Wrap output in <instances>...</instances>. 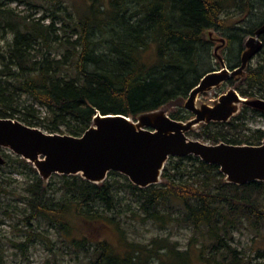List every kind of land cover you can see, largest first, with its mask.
<instances>
[{"label": "trees", "instance_id": "1", "mask_svg": "<svg viewBox=\"0 0 264 264\" xmlns=\"http://www.w3.org/2000/svg\"><path fill=\"white\" fill-rule=\"evenodd\" d=\"M254 6V0H90L86 11L75 18L67 7L61 13L52 9L46 26L31 21L15 31L7 62L0 68V118L73 136H80L97 112L134 119L164 108L171 118L185 121L190 115L183 108L184 99L200 77L213 70L203 67L215 57L211 48L215 42L207 32L223 35L219 52L227 46L232 53L227 58L219 55L227 67L231 59L237 66L244 36L252 35L264 16L244 29L236 23L227 25L223 14H247ZM57 21L69 28L68 38L56 34ZM3 22L14 26L8 19ZM261 41L263 48L264 33ZM50 42L65 46V52L52 57ZM239 79L228 83L242 96L264 98V62L247 65ZM33 104L44 108L43 116ZM249 110L243 105L228 121L202 124L188 135L210 144L257 145L264 130L243 133L246 119H252L256 109L248 115ZM0 151L5 159L0 169L10 167V172L20 174L25 169L30 175L21 218L26 231L21 241H12L23 255L37 243L52 249L51 236H57L67 254L88 260L84 264H193V250L205 264H260L231 242L233 232L242 228L255 236L264 230V181L227 183L218 166L187 155L169 157L161 182L145 188L115 171L100 183L64 174H53L44 182L26 160ZM4 183L0 178V211ZM129 200L136 202L134 214L142 221L160 227L184 225L195 235L185 249L165 238L149 243L131 239L124 218L133 212ZM95 225L102 229L96 230ZM252 259L264 260V248L256 249Z\"/></svg>", "mask_w": 264, "mask_h": 264}, {"label": "water", "instance_id": "2", "mask_svg": "<svg viewBox=\"0 0 264 264\" xmlns=\"http://www.w3.org/2000/svg\"><path fill=\"white\" fill-rule=\"evenodd\" d=\"M264 1V0H263ZM264 23L245 41L240 65L229 70L218 50V70L203 74L189 91L184 108L194 116L186 121L170 117L167 109L158 108L138 114L134 119L122 114L97 112L89 127L80 135L49 133L12 118H0V149L21 157L32 165L46 182L53 174L80 175L100 183L110 171L118 172L140 188L161 182L162 170L169 157L193 155L207 164L218 166L227 183L244 185L264 181V138L257 145L218 142L210 144L191 139L187 132L199 123L226 122L243 103L264 111V100L240 96L227 89L211 103H198L200 93L219 88L228 79L241 75L248 60L262 48L258 39ZM209 39L213 31H208ZM0 151V165L4 164Z\"/></svg>", "mask_w": 264, "mask_h": 264}, {"label": "rangeland", "instance_id": "3", "mask_svg": "<svg viewBox=\"0 0 264 264\" xmlns=\"http://www.w3.org/2000/svg\"><path fill=\"white\" fill-rule=\"evenodd\" d=\"M104 1V0H101ZM255 6L250 13L238 14L235 11L224 13L223 16H227V25L231 23H236L237 26L250 29L254 27L264 16V4L260 0H254ZM90 0H0L1 12L0 16V68H3L7 62L8 49L13 40L15 31L17 29H24L23 23H31V21H38L40 25L46 26L50 23L52 17L49 14L50 11L57 10L61 13V8L67 7L68 12H71L74 18L79 14H82L88 8ZM46 9H50L47 11ZM10 12L5 13V12ZM65 15V14H64ZM231 15V17H228ZM235 16V17H233ZM8 19L14 26H3L4 20ZM67 21V19H65ZM65 21V22H66ZM57 25L60 30H56V34L63 39L68 38L69 28L62 27L61 22L57 21ZM64 29V32L62 30ZM213 37L219 38V41H214L211 48L212 51L216 45L221 41L220 32L213 31ZM247 35L244 36L246 39ZM71 40H74L76 36H70ZM53 42H50V44ZM231 47H224L218 50V53L225 58L229 57L232 52H230ZM45 48H42V51ZM50 55L52 57H60L65 52V46H60L57 43L51 44ZM217 60V59H216ZM215 60V57H211L210 60H206L205 69H218L219 64ZM259 62H264V47L262 51L256 54L248 63L250 66H255ZM228 64L229 67H234L236 61L231 59ZM229 85H223L219 89H212L200 96H197L198 103L209 104L211 100L217 99V96L224 92ZM26 99V103L32 104L31 100L27 96L22 95ZM33 108L39 111V115H44V108H40L37 104H33ZM171 108V111H174ZM170 111V113H171ZM251 112H248V115ZM260 128L264 130V117L253 116L251 119H246V130L243 133L250 134L251 130ZM193 139V136L188 135ZM209 143V142H207ZM8 152V151H6ZM10 153V152H9ZM12 154V153H11ZM13 155V154H12ZM10 167L0 169V178L5 181V192H3V204L0 211V216L3 222L0 224V253L3 256L2 264H84L88 260L81 256L80 259L75 258L73 253L67 254L59 243V238L57 236H51V241L55 244L52 249L45 247L42 244L31 245L28 254L23 255V253L12 246V241H21L22 235H24V222L22 221V209L25 207L24 200V187L27 179L30 178L29 173L22 169V173H16L14 171L10 172ZM163 181V180H162ZM128 202V199H125ZM176 204V201L172 202ZM130 209L133 212H127L125 214V221L128 223L127 231L130 233V237L138 242L149 243L153 239L165 238L169 244L175 245L178 249H185L188 243L191 241L192 237L195 235L193 230L184 225H177L175 223L169 224L165 227H160L152 222H144L141 217L134 214L136 213V202L129 200ZM96 230H101L102 227L95 225ZM21 230V231H20ZM112 235V233H111ZM113 237V235H112ZM111 237V238H112ZM205 238L204 236H200ZM110 238V237H109ZM113 240V239H111ZM231 244L237 249H243L250 260L258 261L260 264H264L263 259H252L254 258L255 251L258 248H264V230L260 231L256 236L255 232L250 229H240L233 232V240ZM192 262L193 264H205L196 255V252H192ZM155 263V261H154Z\"/></svg>", "mask_w": 264, "mask_h": 264}, {"label": "flooded vegetation", "instance_id": "4", "mask_svg": "<svg viewBox=\"0 0 264 264\" xmlns=\"http://www.w3.org/2000/svg\"><path fill=\"white\" fill-rule=\"evenodd\" d=\"M248 36H250V35H248ZM262 42V41H261ZM226 65V64H225ZM240 65V63L237 65V66H235V67H238ZM248 65V64H247ZM226 67H227V65H226ZM235 67H233V68H235ZM247 67V66H246ZM245 67V68H246ZM219 68H220V66H219ZM218 68V69H219ZM229 70H231V69H233V68H229V67H227ZM218 69H213V70H218ZM210 71H212V70H210ZM244 71H245V69H244ZM244 71H243V73H244ZM242 73V74H243ZM205 74V73H204ZM242 74L241 75H239V76H237V77H234V78H230V79H235L236 81L235 82H239V81H241L239 78L242 76ZM230 79H228L225 83H223L219 88H221V87H223V85L225 86V85H229V86H227V87H229V88H231V89H234L240 96H242L235 88H234V86H232V85H230L229 83H228V81L230 80ZM235 82H233V83H235ZM219 88H217V89H219ZM228 88V89H229ZM227 90V89H226ZM225 90V91H226ZM224 91V92H225ZM224 92H222V93H224ZM203 93H205V92H203ZM222 93H220L219 95H221ZM202 93H200L198 96H200ZM219 95L217 96V98L219 97ZM245 97V96H244ZM187 98V97H186ZM185 98V99H186ZM247 98H249V99H261V100H264V98H261V97H247ZM185 99H184V101H185ZM215 100V99H214ZM184 101H183V104H184ZM211 101H213V100H211ZM211 103V102H210ZM243 105H245V104H243V103H241V104H239V107H238V111L235 113V114H237V113H239L240 111H241V108H242V106ZM183 108H184V106H183ZM185 109V108H184ZM249 109H251V110H255V109H253V108H250L249 107ZM186 110V109H185ZM251 110H249L250 112H251ZM186 111H188V110H186ZM189 112V111H188ZM169 114V113H168ZM234 114V115H235ZM189 115H190V117L188 118V119H190V118H192L194 115L191 113V112H189ZM233 115V116H234ZM260 116V117H264L263 115H264V111H260V110H255V116ZM232 117V116H231ZM173 119V118H172ZM187 119V120H188ZM186 121V120H185ZM211 122H213V121H211ZM210 123V122H209ZM202 124H208V123H199V125L197 126V128L195 129V131L196 130H198L199 128H200V126L202 125ZM257 129H260V128H257ZM191 131H193V130H191ZM190 132V131H189ZM189 132H187V136H188V133ZM189 137V136H188ZM190 138V137H189ZM192 139V138H191ZM195 140H197V139H195Z\"/></svg>", "mask_w": 264, "mask_h": 264}, {"label": "bare ground", "instance_id": "5", "mask_svg": "<svg viewBox=\"0 0 264 264\" xmlns=\"http://www.w3.org/2000/svg\"><path fill=\"white\" fill-rule=\"evenodd\" d=\"M263 3H264V1H263ZM263 23H264V22H263ZM263 23H262V24H263ZM262 24H261V25H262ZM261 25H260V26H261ZM260 26H258V27L254 30V32H255ZM254 32H253V34L250 35V36H254ZM263 33H264V32H263ZM263 33H261V34L259 35V37H258V39H259L260 41H261V35H262ZM250 36H247L246 39H247L248 37H250ZM246 39H245V41H246ZM245 41H244V50H245ZM244 50H243V51H244ZM243 51H242V52H243ZM259 52H260V51H259ZM259 52H257L256 54H258ZM241 54H242V53H241ZM256 54H254V55L248 60V63H249V61H250V60H251ZM240 58H241V55H240ZM248 63H247V64H248Z\"/></svg>", "mask_w": 264, "mask_h": 264}]
</instances>
